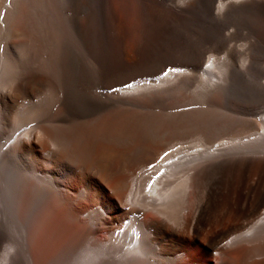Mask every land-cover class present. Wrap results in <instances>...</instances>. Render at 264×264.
I'll list each match as a JSON object with an SVG mask.
<instances>
[{
    "label": "bare ground",
    "instance_id": "obj_1",
    "mask_svg": "<svg viewBox=\"0 0 264 264\" xmlns=\"http://www.w3.org/2000/svg\"><path fill=\"white\" fill-rule=\"evenodd\" d=\"M163 1L0 0V264H264V0Z\"/></svg>",
    "mask_w": 264,
    "mask_h": 264
},
{
    "label": "rangeland",
    "instance_id": "obj_2",
    "mask_svg": "<svg viewBox=\"0 0 264 264\" xmlns=\"http://www.w3.org/2000/svg\"><path fill=\"white\" fill-rule=\"evenodd\" d=\"M165 4H169L170 3V1L169 0H164L163 1ZM93 3H95V2H93ZM2 5H1V7H0V9H2ZM1 11V10H0ZM236 22V23H235ZM220 24V23H219ZM223 25V23L220 25V26H222ZM239 22H237L236 20H234L233 21V24H232V26L229 28V29H225V30H223V34H225V36L226 37H230V39L232 38V40H231V42H230V51H229V49L228 50H226V51H223V52H220V53H218V54H216V59L215 60H217V63H218V65H219V62L221 61L222 63L224 62H226V61H230L231 59H232V54H230V56H229V53H232L231 51H232V49H235V50H237V51H239V53L238 54H240V55H236V61L238 62V63H242V62H244V60L243 59H245V62L248 64V62H247V60L250 62V60L253 58L252 56V54H254L253 52H249L248 51V48H249V46H251V44H253L254 43V41L253 40H255V38L254 37H252L251 38V32H249V31H247V30H245V29H242V32H240L241 31V29H239ZM225 32V33H224ZM245 32V33H244ZM247 32V33H246ZM231 33V34H230ZM250 33V34H249ZM230 35V36H229ZM249 35V36H248ZM252 42V43H251ZM232 43V44H231ZM249 44V45H248ZM235 46H236V48H235ZM238 47V48H237ZM246 47H247V49H246ZM242 49H246V51H243ZM228 51V52H227ZM241 51V52H240ZM226 53V54H225ZM245 53L247 54V56L245 55ZM249 53H251V54H249ZM244 54V55H243ZM245 56V57H244ZM220 57V58H219ZM249 57V58H248ZM252 57V58H251ZM224 60V61H223ZM243 60V61H242ZM261 60V61H260ZM260 60L258 61V62H256V64H257V66H259V64H260V66H262V68H264V55L263 56H260ZM220 62V63H221ZM206 79V78H205ZM198 105H202L203 106V104L202 103H200V104H191V105H186V106H181L179 103H177V104H175V108L173 107V108H170L169 110H165V112L166 113H168V114H171V115H173V114H176V112L177 113H179V112H187V111H191V110H195V109H200V108H202V106L200 107H198ZM262 109V108H261ZM264 113V109L262 110V111H260L259 113H258V115L257 114H252L250 117L251 118H256L257 116H259L260 114H263ZM247 136H240L239 138L240 139H247L246 138ZM229 137H227V139H228ZM239 138H236L237 140L239 139ZM249 138V137H248ZM239 139V140H240ZM224 140H226V137L224 138ZM229 140H232V139H228V141ZM195 143H198V142H193V143H185V144H187V145H190V146H195ZM197 145V144H196ZM19 235V234H18ZM18 235H17V237H18ZM19 238V237H18ZM16 250L17 251H19L20 249L19 248H17L16 247Z\"/></svg>",
    "mask_w": 264,
    "mask_h": 264
},
{
    "label": "snow or ice",
    "instance_id": "obj_3",
    "mask_svg": "<svg viewBox=\"0 0 264 264\" xmlns=\"http://www.w3.org/2000/svg\"><path fill=\"white\" fill-rule=\"evenodd\" d=\"M170 71H178V69H170ZM164 75L167 76V75H168V72L166 71V72L164 73ZM165 155H167V153H165Z\"/></svg>",
    "mask_w": 264,
    "mask_h": 264
}]
</instances>
